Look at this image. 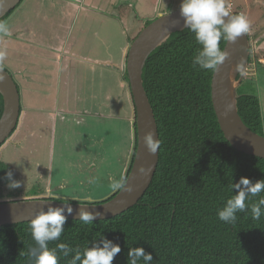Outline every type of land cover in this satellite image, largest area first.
Masks as SVG:
<instances>
[{"label":"trees","instance_id":"1","mask_svg":"<svg viewBox=\"0 0 264 264\" xmlns=\"http://www.w3.org/2000/svg\"><path fill=\"white\" fill-rule=\"evenodd\" d=\"M22 2L0 22L6 23ZM171 9L173 7L166 12ZM235 11L238 12L236 7ZM151 22H145L138 30L139 20L134 15V33L127 43L130 45ZM1 38H6L7 43L15 39ZM225 44L226 41L221 42L222 50ZM199 48L188 29L175 33L150 54L141 72L160 141L158 165L143 197L135 206L111 219L87 225L67 219L60 240L48 242L49 249L66 243L83 251L100 233L121 247L112 264H127L130 247H142L146 253H151L152 264H264V216L253 220L250 213H237L234 224L221 222L217 217V210L235 194L230 191L231 182L236 183L241 177L253 182L264 179V160L236 151L224 138L211 102L213 72L192 64ZM257 59L250 54L244 80L261 84L264 79L259 73H264V66L257 63ZM254 69H257L255 77ZM125 72L123 81L128 84ZM237 109L243 124L264 137L258 97L237 92ZM2 111L0 95V117ZM135 150L136 143L126 178ZM9 171L13 173L0 160V202L13 201L1 199L2 188L8 184L4 177ZM105 189L107 193L99 192L96 201L93 200L95 203L105 202L106 196L111 194L109 186ZM98 190L101 191V187ZM256 199L259 197L248 203ZM29 225L30 222H26L0 227V264H30L21 253L30 249L33 253L39 252ZM57 255L58 264H69L71 256L63 257L59 252Z\"/></svg>","mask_w":264,"mask_h":264},{"label":"rangeland","instance_id":"2","mask_svg":"<svg viewBox=\"0 0 264 264\" xmlns=\"http://www.w3.org/2000/svg\"><path fill=\"white\" fill-rule=\"evenodd\" d=\"M52 1L54 0H24L6 21V24L9 25L11 30V35L7 37H14L15 39H10L8 43L7 40H5L6 38H3V40L2 38L0 39V49L7 53L6 59L0 64L10 73L13 77L12 79L16 82L20 91L21 107L24 108L27 113L24 118L25 123L22 125L20 131L14 133L8 143L9 145H5L0 150V160L11 168L13 171V179L21 181L22 184L20 188L15 190H9L6 185L3 186L4 196H2V200H5V198H10L9 200L30 199L33 194H37V196H48L49 190H51L52 193L58 191L57 194L61 195L59 198L65 200L80 196L83 199L79 198L77 202H84V198H87L86 200L91 199L92 201H96L99 192L107 193L105 188L109 186V180L111 176H113L111 171L117 170L122 162L120 159H110L112 153H118L124 160L122 154L127 153L129 149L127 139L122 135L123 131H119L121 125H123L119 119H117V122L113 120L108 121L100 119V116L95 117L92 114H90L92 116L85 115V122L83 123H76L75 120H72L68 123L67 127H64V123L62 125L58 124L57 137L54 139L52 135L45 132L46 129L43 130L42 126H40V130L45 132V134L43 133V138L41 136L40 139H34V135L31 132L34 131V127L38 128L34 118L41 114L38 110V104L50 108L53 106V102L49 101L52 100V98H47L46 100L44 98L39 99L38 94L31 96V93L36 90L35 87L30 89L31 93L26 91L24 96H22L21 90L24 88L21 86L23 85V80H26V77H28V73H30L28 79H30L33 84L35 78L33 79L32 77L38 72L39 59L36 61V68L33 60L34 52L29 55L28 51L33 50V39L38 35V32L44 28V25H46L40 13H44L48 8L51 9L50 2ZM88 1H90V4L94 1L93 4H97V6L100 5L105 9L102 11L103 14H101L100 11H97V6L91 4L93 8H89L88 10L93 12V14L88 18H80L78 20L80 24L78 23L77 25L87 26L89 28L88 31L86 30L84 37L78 40L79 47H82L81 42H85L87 46V48H81L80 52H87V55L91 58L100 60H108L111 58L114 61H118L121 47L126 44V38H130L134 33V25H132L134 15L137 16L138 19L141 18L142 23L136 26V28L140 30L145 22L153 21L161 15L157 14L158 12L161 11V13L166 14V11L170 7H173L171 10L174 11L179 8L181 3V0H149V3L143 0H119V2L118 0ZM116 1L118 2V6L116 5L117 11H119V6L121 5V7H123L121 14L125 17H122V15H111V4H116ZM54 2H56V0ZM256 3L260 5V10H254L255 14H252L250 19L249 14L244 15L251 23V35L262 33V31L259 30L260 28L255 30L257 27L255 24L256 22L264 28V0H258ZM165 6H167V9ZM234 7L237 8L238 12L243 13L242 7L238 4V0H234ZM52 20L55 21L56 19L53 17ZM119 20H121V22L128 20L129 22L131 21V23H121ZM20 27L23 30L27 27L32 29L27 31H32L33 33L29 36L34 38L27 40L23 39L22 36H20ZM74 37H76V35ZM76 45L75 40L70 41L71 47ZM251 48L253 53L255 52L254 55H256V57H261L259 53L262 54L261 51H263V49L259 48L258 45L256 46L254 43L250 49ZM47 73L50 75V72H46V74ZM101 73L102 72H98V75H101ZM88 80L89 79H86L84 83L87 84ZM106 81L108 84L110 81L109 76ZM85 91L88 93L87 88L84 89V92ZM109 92L112 93L113 96L118 94L116 87L112 88V91ZM237 92L241 95H256L258 97L261 102L264 124V83L260 84L255 81L250 83L248 80H244ZM29 99L36 105L35 107L38 112H34L36 110H27ZM98 99L100 101V98ZM45 102L47 104H44ZM91 104L98 107L96 102L88 100L86 103L87 109H92ZM111 108L113 111H117L118 109L117 117H121L122 114H125L123 105L121 104H118V107L117 105H111ZM102 109L106 111L109 107ZM96 110L97 108L93 109V111ZM59 133L61 134L58 135ZM91 134L94 135L91 136ZM95 139L99 140L98 144L94 143ZM101 153H104L107 159L106 161L99 160L96 168L95 164L92 163L93 161L90 162V159L95 156H99L100 158ZM89 162L93 165H89ZM84 175L87 177H84ZM49 176L52 179H50V182L48 180ZM91 176H97L95 177L96 179H93L97 182L93 187L90 183H88L87 186L84 184L90 180ZM100 186L101 191L98 190ZM108 195L106 197H108ZM16 197H18V199H16Z\"/></svg>","mask_w":264,"mask_h":264},{"label":"water","instance_id":"3","mask_svg":"<svg viewBox=\"0 0 264 264\" xmlns=\"http://www.w3.org/2000/svg\"><path fill=\"white\" fill-rule=\"evenodd\" d=\"M22 0H0V19L14 11ZM186 30L179 8L159 15L148 26L144 27L136 39L128 46L125 57V74L134 110V143L135 156L126 188L131 192L115 191L109 200L95 203L87 200L84 203H70L72 213L66 212V220L79 221L78 213L82 206L91 213H99L97 221L114 218L135 206L150 186L155 168L158 165L159 149L149 154L144 145V136L151 132L154 140H159L157 125L152 108L143 88L142 73L150 54L162 46L171 35ZM250 39L247 34L233 42H226L224 51L227 59L218 66L211 80V102L224 138L236 151L264 160V137L251 132L242 122L237 109V88L240 86L249 67ZM244 63V74L236 71V65ZM0 95L3 100V111L0 117V150L10 141L18 130L22 118L20 93L18 86L9 72L0 65ZM107 200V201H106ZM13 202L15 206H13ZM48 207H63V202L47 198H30L0 202V227L31 222L40 211Z\"/></svg>","mask_w":264,"mask_h":264},{"label":"crops","instance_id":"4","mask_svg":"<svg viewBox=\"0 0 264 264\" xmlns=\"http://www.w3.org/2000/svg\"><path fill=\"white\" fill-rule=\"evenodd\" d=\"M54 1L50 2L51 9L48 8L47 10L44 11V13H40V16L43 17V21L45 22L46 25H44V28L41 29L40 32H38V35L36 36L37 38L29 36L31 33H33L32 31H27V30H32L29 27H27L25 30H23L21 27L19 28L20 36H22L23 39L27 40L34 38L33 50L28 51V53L30 55L33 54L34 52L33 60L36 68H37L36 61L39 59L38 72L34 74V77H32L33 79L35 78L34 82L32 84L30 79H28L30 77V73H28L27 74L28 77H26V80H23L24 82L23 85L21 86L22 88H24L21 90L22 91L21 95L24 96L26 91L28 93H31L30 89L35 87L36 90H34V92L31 93L32 94L31 96H35V94L36 95L38 94L39 99L44 98L46 100L47 98H52V100L49 101L53 102V106L50 108L38 104L39 106L38 110L41 112V114L34 118L38 128L34 127V131L36 132L33 131L31 133H33L34 139H40L41 136L43 138L44 136L43 133L45 134V132L52 135L54 139L55 137H57L56 133L58 129V124L62 125L64 123L65 124L64 127H67L68 123H70V121L72 120L73 121L75 120L76 123L77 122L83 123L85 122L84 121L85 115L89 116L90 114H92L95 117L100 116V119H104L108 121L113 120L114 122H117V119H119L121 123L124 125V126L121 125L119 131L120 130L123 131L122 135H124V137L127 139V144L129 145V149L127 153L122 154L124 160L119 156L118 153L116 152L114 154L112 153L110 159L113 160L120 159L122 162L117 170L111 172L113 176L125 177V174L127 172L126 170L129 166L132 151L134 148V127H133L134 110L129 93V88L127 84L123 81V74H122L125 70L124 67L125 57H126L125 55H126V50L129 46V44L127 43V40L129 38L128 37L126 38V44L121 47V53L118 61H114L111 58L108 60L91 58L87 55V52L86 53L80 52L81 48L83 49L87 48L85 42L84 43L81 42L82 47H79V43H78V40L84 37V35L86 34V30L88 31L89 28L87 26H82L77 24L80 22V21L78 22L80 18L81 19L88 18L89 16H91L93 12L89 11L88 9L93 8L91 4L96 6L97 4H93L94 1L90 4V1L88 0H60V1L56 0V2ZM143 1H147V3H149L148 2L149 0H143ZM256 1L258 0H238L239 6L242 7V11H243L242 14L243 15L249 14V19L252 14H255L254 10L256 9L257 11L260 10V5L256 3ZM118 2L116 1V4L115 3L111 4V10H112L111 15L114 16L122 15L121 10L123 7H121L120 5L119 11H117L116 8ZM165 8H167V6H165ZM96 9H98L97 11H100V13L103 14L102 11L105 8L103 9V7L99 5L96 7ZM157 14H163V13H161L160 11ZM53 17L56 19L55 21L52 20ZM122 17L125 16L122 15ZM138 20H139V24L142 23L141 18H139ZM119 22H121V20H119ZM121 23L129 24L131 23V21L129 22L128 20H126ZM255 24L257 26L255 30H258L260 28L259 30H261L262 33H255L251 35V31H249L251 46L254 43L256 46L258 45L259 48L263 49V51H261L262 54L259 53L261 57H257L258 59L256 62L264 66L263 65L264 64V28L259 24H257V22ZM132 25H134V17H133ZM75 35L78 38L74 37ZM72 40L76 41L77 44L76 46L73 47L70 46V41ZM251 54L252 56H254L255 52L253 53V50H251ZM46 72H50V75H48V73L46 74ZM98 72L99 73L102 72L101 75H98ZM256 72L257 69L256 70L254 69L253 71L254 77L257 74ZM259 74L260 77L264 79V73L263 74L259 73ZM108 76L110 78V81L107 84L106 80ZM45 77L48 79H46ZM86 79H89L87 84L84 83ZM115 87L118 94L113 96L112 93H110L109 91H112V88ZM85 88L88 89V93L86 92L87 90L84 92ZM98 98H100V101ZM88 100H90L91 102L92 101L96 102L98 104V107H96L94 104H91L92 109L91 108L87 109L86 103L88 102ZM44 104L47 103L45 102ZM118 104L123 105V109L125 111V114L124 115L122 114L121 117L116 116L118 109L117 111L115 110L113 111L111 108V105H117L118 107ZM35 106L36 105H34L33 101L29 99V105L27 106V110L28 111L36 110ZM107 107H109V109H107L106 111L102 109ZM96 108L97 110L93 111V109ZM38 110L34 112H38ZM22 112L23 113H22V118L20 120V126L16 132H19L22 125L25 123L24 118L26 117L27 113L25 112L24 108H22ZM53 114H56L55 119H53ZM40 126H42L43 130L46 129L45 132H42L40 130ZM61 133H59L58 135H60ZM93 135L94 134H91V136ZM94 143L98 144L99 140L95 139ZM106 159L107 158L106 156H104V153H101L100 158L99 156L92 157L90 159V162L93 161L92 163H94L95 167L97 168L98 166L97 163H99V160L106 161ZM90 162L89 165L91 164ZM92 165L93 164H91V166ZM84 177L87 176L84 175ZM95 177L91 176L90 180L84 184L87 186L88 183H90L92 187L95 186L97 182L94 183L90 182ZM50 179L51 178L49 176L48 177L49 182ZM100 187H98V189ZM114 192L108 195V197H106L105 199L109 198ZM57 193L58 191L53 193L54 195L57 196V199L65 200L59 198L61 195ZM46 197L48 196L46 195L39 196V198H46ZM78 198L83 199L80 196H78ZM86 199L87 198H84L83 201H87ZM70 200H75V199H70Z\"/></svg>","mask_w":264,"mask_h":264},{"label":"clouds","instance_id":"5","mask_svg":"<svg viewBox=\"0 0 264 264\" xmlns=\"http://www.w3.org/2000/svg\"><path fill=\"white\" fill-rule=\"evenodd\" d=\"M179 11L185 28L194 35L196 43L200 46L192 58L193 66L198 67L200 70L216 72L218 66L223 64L228 56V53L222 50L221 42L234 43L237 38L247 34L251 29L248 18L243 14H232L231 5L227 4L226 0H181ZM10 35L9 25L0 22V36L7 37ZM248 37L250 39L249 35ZM6 57V51L0 49V63ZM244 67V63L241 61L236 65L235 70L243 75ZM2 80L3 75L0 74V81ZM55 115L53 114V119H55ZM144 145L149 154H155L160 147V141L154 140L152 133L149 132L144 136ZM4 178L8 181L6 186L9 190H15L22 186L21 181L13 179L11 171L7 172ZM90 182L94 183L95 180ZM126 183V177L113 176L110 178L109 187L112 191L131 192L130 187L126 188ZM230 191L232 193L234 191L235 194L231 195L224 206L217 210L219 221L234 224L237 221V213H250L253 220H259L264 216V196L261 195V193H264V179L253 182L248 178L241 177L238 182H231ZM48 196L46 198L52 201L59 200L51 190H49ZM257 197L259 199L248 203ZM71 199L76 201L64 200L63 207H48L46 211L38 212L35 218L31 220L29 225L30 234L35 245L38 246L39 252L33 253L30 249L26 253H21L27 257L30 264H58L60 258L57 255L58 252L63 257L71 256L69 264H112L114 258L121 252L119 244L104 238L100 233L98 239H94L91 246L86 247L83 251L78 248L74 249L66 243H58L55 248L49 249L48 242L59 241L64 232L63 226L66 223L64 213L66 212L69 215L72 213L70 203L73 201L76 203L86 202H77L78 197H72ZM13 206H15L14 203ZM99 215V213L84 210L83 206L78 213L79 221L86 225L92 224V221L96 220ZM127 258V264H141V262L142 264H152L153 261L152 254L146 253L142 247L128 248Z\"/></svg>","mask_w":264,"mask_h":264},{"label":"built area","instance_id":"6","mask_svg":"<svg viewBox=\"0 0 264 264\" xmlns=\"http://www.w3.org/2000/svg\"><path fill=\"white\" fill-rule=\"evenodd\" d=\"M226 3L231 5V12H232V14H234V15L235 14H242L240 12H236L235 11L234 0H226ZM249 34H250V32L247 33V35H249Z\"/></svg>","mask_w":264,"mask_h":264}]
</instances>
